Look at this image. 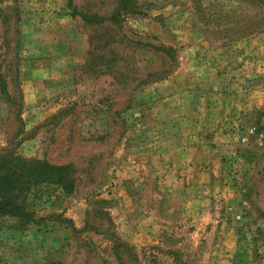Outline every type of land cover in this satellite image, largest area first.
<instances>
[{
	"label": "rangeland",
	"instance_id": "374dc122",
	"mask_svg": "<svg viewBox=\"0 0 264 264\" xmlns=\"http://www.w3.org/2000/svg\"><path fill=\"white\" fill-rule=\"evenodd\" d=\"M135 1L0 0V159L74 177L0 191V264H264V9Z\"/></svg>",
	"mask_w": 264,
	"mask_h": 264
},
{
	"label": "trees",
	"instance_id": "16d2710c",
	"mask_svg": "<svg viewBox=\"0 0 264 264\" xmlns=\"http://www.w3.org/2000/svg\"><path fill=\"white\" fill-rule=\"evenodd\" d=\"M251 4L264 9V0H248ZM124 8L133 11L138 6L135 0H123ZM92 18H100L97 14ZM116 19L115 13L110 16ZM264 31V26L262 30ZM144 45L143 42H140ZM155 49L172 57V47L168 45H153ZM170 71V70H169ZM160 75L169 74L166 70ZM156 73V72H155ZM0 159V191L22 193L30 190L34 185L56 181L69 190L74 188V177L71 166L57 165L39 158H27L22 155H3ZM0 212L18 216L24 223L36 221L32 212L27 210L24 203H18L14 198H0Z\"/></svg>",
	"mask_w": 264,
	"mask_h": 264
}]
</instances>
